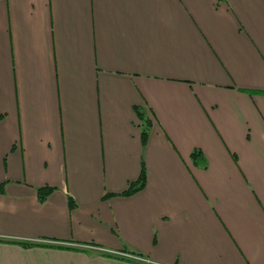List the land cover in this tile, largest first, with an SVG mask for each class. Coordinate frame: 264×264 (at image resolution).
<instances>
[{
  "label": "crops",
  "instance_id": "1",
  "mask_svg": "<svg viewBox=\"0 0 264 264\" xmlns=\"http://www.w3.org/2000/svg\"><path fill=\"white\" fill-rule=\"evenodd\" d=\"M0 264H264V0H0Z\"/></svg>",
  "mask_w": 264,
  "mask_h": 264
},
{
  "label": "trees",
  "instance_id": "2",
  "mask_svg": "<svg viewBox=\"0 0 264 264\" xmlns=\"http://www.w3.org/2000/svg\"><path fill=\"white\" fill-rule=\"evenodd\" d=\"M137 117H138L139 121H143V116L139 112H137ZM145 126L147 127V123ZM145 140H146V131L143 130L141 132L142 144L145 143ZM198 157H199L198 152L197 153L195 152L191 155V158H193L194 160ZM144 182H145V173H144V169L142 168L141 172H140L139 179L137 180V182L130 185L129 189L123 194V196L128 197V196H131V195L141 191L144 188ZM50 193H51V190H49V189L38 190L39 200L43 201ZM70 207H72L71 204H70ZM26 246L27 245H23V247H26Z\"/></svg>",
  "mask_w": 264,
  "mask_h": 264
}]
</instances>
